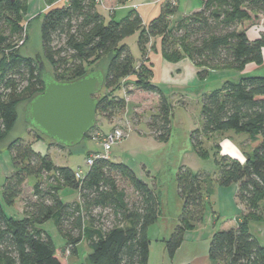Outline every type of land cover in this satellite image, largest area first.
I'll use <instances>...</instances> for the list:
<instances>
[{"label": "trees", "instance_id": "trees-1", "mask_svg": "<svg viewBox=\"0 0 264 264\" xmlns=\"http://www.w3.org/2000/svg\"><path fill=\"white\" fill-rule=\"evenodd\" d=\"M114 1L125 5L130 0ZM55 2L44 0L47 9L40 20L39 53L53 80L80 79L109 55L104 84L95 95L96 117L110 120L124 111L127 102L116 92L133 85L157 96L156 112L147 124L151 135L160 141L169 136L171 105L151 81L152 71L144 63L151 39L160 38L161 55L167 61L188 58L197 67L199 80L212 70L240 73L249 63H263L264 31L256 38L247 31L264 25V0H201L198 10L177 21L172 20L177 5L165 2L146 25L134 9L120 20L110 17L106 21L97 8L98 0ZM26 9L27 0H0V142L17 120L16 106L23 101L27 104L44 89L36 57L18 51V42L29 25L24 18ZM135 32L141 53L137 65L122 42ZM201 96V127L191 136L196 152L201 153L200 137L214 132H243L257 142L245 153L244 161L220 156L217 182L237 185L235 197L244 210L234 227L212 234L207 264H264V245L249 231L252 221L264 219V75L241 74L237 81L225 80ZM96 127L95 123L85 138ZM30 132L35 140H48V146L65 148L34 128ZM7 150L13 169L4 178L1 197L9 206L21 198L23 214L20 218L8 215L0 202V264H68L66 253L76 254L81 241L90 250V264H147L148 228L157 220L159 196L130 167L109 158H95L77 178L70 167L55 165L48 153L35 151L20 137L10 141ZM28 176H34L35 182L25 191ZM206 181L183 166L178 169L181 215L169 238L163 239L170 256L179 248L184 232L202 219ZM65 187L75 190L78 200L63 201L58 193ZM48 220L64 239L63 246L57 247L40 227Z\"/></svg>", "mask_w": 264, "mask_h": 264}, {"label": "rangeland", "instance_id": "rangeland-1", "mask_svg": "<svg viewBox=\"0 0 264 264\" xmlns=\"http://www.w3.org/2000/svg\"><path fill=\"white\" fill-rule=\"evenodd\" d=\"M176 1H178V7L174 14L175 19H181L183 15L195 11V7L200 6V0ZM43 2L44 0H28L29 14L27 16L29 18L26 16L25 18L26 21H30L24 30L23 39L18 42V51L21 55L34 57L41 52L40 20L43 12H40V7H43ZM120 8L115 9L112 16L101 7L99 11L104 15L106 21L110 17L120 20L124 16V10ZM34 13L39 14L35 16ZM33 14L34 16H30ZM259 31H264V25L259 24L249 28V35H257ZM136 39V35H134L126 37L124 40L135 59L139 55ZM108 59L109 55L103 58L98 64V69L105 72ZM262 62L260 65L252 63L255 69L244 74L264 75V58ZM45 68L50 71L47 63ZM229 70L211 73L203 80H191L190 78L180 85L165 86L164 92L171 105L170 132L165 141L155 139L147 124L149 117L156 112L157 96L133 85L126 87V91L116 92L118 96L126 98V95L129 94L128 88L132 87L133 90H139L136 92L141 94L139 96L135 93L131 99L133 102L127 103L124 111L116 113L110 120L102 115L96 117L97 127L90 132L89 137L96 131L108 133L117 126H129L128 135L110 147L108 158L113 162L126 164L159 196L157 220L148 228L150 242L147 264H203L212 234L217 230L234 227L236 219L244 210V206L235 197L237 185L221 186L218 184L219 161L221 155H228L231 158L244 161L245 153L250 152L257 142L251 141L248 134L243 132L233 130L214 132L200 137L201 153H198L193 147L191 138L192 132L201 127L202 93L220 87L225 80L237 81L240 77L241 74L238 71ZM26 102L23 101L16 106L17 120L5 139L0 142V202L5 212L15 218H20L23 214L21 198H18L13 206H9L3 202L1 197V185L5 176L13 169L11 156L7 150L10 141L20 137L25 142H29L35 151L43 154L48 153L55 165L68 166L75 172L81 170L82 174L88 170V165L85 162L88 153L102 152V147L88 137L70 150L67 147L64 149L55 146L48 147V140H35L30 132L31 119ZM234 151L241 159L237 155L231 154ZM181 166L207 179L203 188L204 210L201 221L194 228L184 232L179 248L170 256L163 239L169 238L179 223L181 215L182 198L178 194L176 183V175ZM34 182L35 177L28 176L24 190L29 191V187ZM58 194L65 202L74 201L77 198L76 191L67 187L62 188ZM262 204L264 208V201ZM40 227L50 235L57 247L64 245L65 241L58 233L52 220H48ZM249 231L260 244L264 245V219L252 221ZM76 248V254L66 253L65 261L68 264H90L87 257L90 250L87 244L81 241Z\"/></svg>", "mask_w": 264, "mask_h": 264}, {"label": "water", "instance_id": "water-1", "mask_svg": "<svg viewBox=\"0 0 264 264\" xmlns=\"http://www.w3.org/2000/svg\"><path fill=\"white\" fill-rule=\"evenodd\" d=\"M35 57L44 89L26 104L30 126L59 145L75 147L96 123L95 95L101 92L104 72L97 68L80 79L56 82L41 55Z\"/></svg>", "mask_w": 264, "mask_h": 264}, {"label": "crops", "instance_id": "crops-1", "mask_svg": "<svg viewBox=\"0 0 264 264\" xmlns=\"http://www.w3.org/2000/svg\"><path fill=\"white\" fill-rule=\"evenodd\" d=\"M64 2H65V0H57V2L54 3V5H60ZM103 3L105 6H109V7L117 6V4L115 3L114 0H103ZM176 5L178 7V1H176ZM200 5H201V0H200ZM97 8L99 10L100 7L97 6ZM118 8H120V9L123 8V10H124L123 14L124 15L127 13V11L129 9H134L140 15L144 25L148 24V22L150 20H152L153 18H155L160 12V5L153 3V0H130L129 2H127L123 6L118 5L116 7V9H118ZM199 8H200V6H197V7H195L194 10L196 11ZM46 9H47V5L44 3L43 7H40V12H44V11H46ZM125 11H126V13H125ZM114 13H115V11L112 13V15H114ZM28 14H29V4H28V0H27V9H26V12L24 14V18H25V16H26V18H29L27 16ZM34 14L30 15V16H34ZM38 14L39 13L35 14V16H38ZM186 15H188V14H186ZM183 16H185V15H183ZM26 18H25V21H26ZM172 20L177 21L179 19H175L174 15H173ZM28 21H30V20H28ZM247 33L249 34V30L247 31ZM134 35H136V38H137L138 33L135 32L130 36H134ZM130 36H128V37H130ZM257 36H258V34L254 35V36H250V37L256 38ZM124 40H125V38L122 40V42H124ZM136 42H137V39H136ZM152 43H153V47H151ZM151 44H148V46H147L149 49L147 52V57L144 60L145 61L144 63L152 71V75L150 77L151 81L160 88V90L163 92V94L166 97H167V95L164 92L165 86L169 85V87H170L173 85H180V83H182L183 81L188 80L190 78H191V80L192 79L193 80L194 79L199 80L197 77V74H196L197 67L195 65H193V63L188 58L184 57V58H181L179 61H176V62L167 61L161 55L160 38L157 37V38L151 39ZM137 46H138V44H137ZM138 51H139L138 57H136V59L134 57V59L136 60L135 61L136 65L139 64V62L141 60L140 59L141 53H140L139 47H138ZM262 53H263V58H264V48H263ZM254 69H255V66L253 67L252 63H249L244 67V69L239 74H244L245 72H248V71L254 70ZM227 70L230 71L229 69L212 70V71H209L208 75L211 73L217 72V71H227ZM133 89L134 88L130 87L131 93L126 95L125 100L127 103H132L133 102L131 100L132 97L135 95V93H137L136 91H139V90H133ZM137 94L139 96H141L140 93H137ZM37 141H39V140H37ZM48 147H51V146H48ZM55 147H57V146H55ZM76 195H77L76 200H78L79 197H78L77 192H76ZM207 263H208V258L206 256L203 264H207Z\"/></svg>", "mask_w": 264, "mask_h": 264}, {"label": "built area", "instance_id": "built-area-1", "mask_svg": "<svg viewBox=\"0 0 264 264\" xmlns=\"http://www.w3.org/2000/svg\"><path fill=\"white\" fill-rule=\"evenodd\" d=\"M165 2H170L171 4L174 5L176 4V0H153V3L159 4L160 6ZM98 5L109 13L114 12L116 7L118 6V5L115 7L105 6L103 0H98ZM124 127L117 126L108 133L102 131H96L92 136L89 137L93 142L98 143L102 147V152L94 151L90 153L85 159V162L88 166H90L93 163V160L95 158H108L109 149L112 146V144L115 142H119L128 135L129 126H124ZM75 175L77 178H80L82 176L81 170L76 171Z\"/></svg>", "mask_w": 264, "mask_h": 264}, {"label": "bare ground", "instance_id": "bare-ground-1", "mask_svg": "<svg viewBox=\"0 0 264 264\" xmlns=\"http://www.w3.org/2000/svg\"><path fill=\"white\" fill-rule=\"evenodd\" d=\"M231 154H233V155H237V156H238V153H235V151H234V153H231ZM238 158H240V159H241V157H240V156H238Z\"/></svg>", "mask_w": 264, "mask_h": 264}]
</instances>
